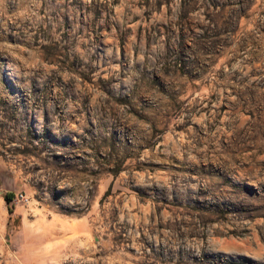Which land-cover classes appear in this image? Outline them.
<instances>
[{"label":"rangeland","instance_id":"1","mask_svg":"<svg viewBox=\"0 0 264 264\" xmlns=\"http://www.w3.org/2000/svg\"><path fill=\"white\" fill-rule=\"evenodd\" d=\"M0 264H264V0H0Z\"/></svg>","mask_w":264,"mask_h":264},{"label":"trees","instance_id":"2","mask_svg":"<svg viewBox=\"0 0 264 264\" xmlns=\"http://www.w3.org/2000/svg\"><path fill=\"white\" fill-rule=\"evenodd\" d=\"M4 198L6 199L7 203L10 204L14 198V194L13 193H6L4 195ZM9 212L12 214L13 213V209L12 206H9Z\"/></svg>","mask_w":264,"mask_h":264},{"label":"built area","instance_id":"3","mask_svg":"<svg viewBox=\"0 0 264 264\" xmlns=\"http://www.w3.org/2000/svg\"><path fill=\"white\" fill-rule=\"evenodd\" d=\"M23 200H28V198L24 195V194H21V196H20Z\"/></svg>","mask_w":264,"mask_h":264}]
</instances>
